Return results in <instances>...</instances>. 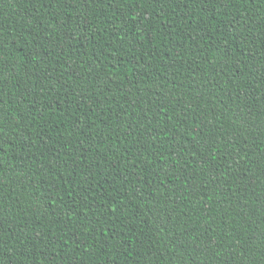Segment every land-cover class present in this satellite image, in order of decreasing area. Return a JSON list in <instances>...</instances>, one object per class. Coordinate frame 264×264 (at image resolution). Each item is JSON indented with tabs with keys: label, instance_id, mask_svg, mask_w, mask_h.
I'll return each instance as SVG.
<instances>
[{
	"label": "trees",
	"instance_id": "16d2710c",
	"mask_svg": "<svg viewBox=\"0 0 264 264\" xmlns=\"http://www.w3.org/2000/svg\"><path fill=\"white\" fill-rule=\"evenodd\" d=\"M0 264H264V0H0Z\"/></svg>",
	"mask_w": 264,
	"mask_h": 264
}]
</instances>
